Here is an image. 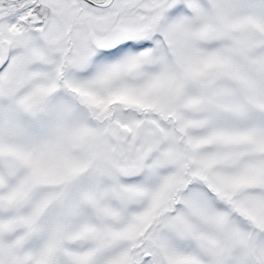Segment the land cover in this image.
I'll list each match as a JSON object with an SVG mask.
<instances>
[{
    "label": "snow or ice",
    "instance_id": "1",
    "mask_svg": "<svg viewBox=\"0 0 264 264\" xmlns=\"http://www.w3.org/2000/svg\"><path fill=\"white\" fill-rule=\"evenodd\" d=\"M0 264H264V0H0Z\"/></svg>",
    "mask_w": 264,
    "mask_h": 264
}]
</instances>
